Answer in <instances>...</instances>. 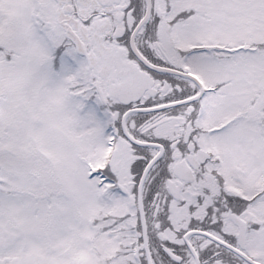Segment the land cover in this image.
Masks as SVG:
<instances>
[{
	"label": "snow or ice",
	"instance_id": "1",
	"mask_svg": "<svg viewBox=\"0 0 264 264\" xmlns=\"http://www.w3.org/2000/svg\"><path fill=\"white\" fill-rule=\"evenodd\" d=\"M0 264H264V0H0Z\"/></svg>",
	"mask_w": 264,
	"mask_h": 264
}]
</instances>
